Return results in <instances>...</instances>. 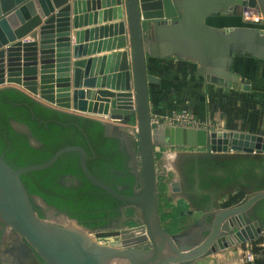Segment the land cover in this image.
Listing matches in <instances>:
<instances>
[{"label": "water", "instance_id": "water-1", "mask_svg": "<svg viewBox=\"0 0 264 264\" xmlns=\"http://www.w3.org/2000/svg\"><path fill=\"white\" fill-rule=\"evenodd\" d=\"M70 1L0 0V89L15 88L46 107L100 121L106 137L126 139L118 130H111L108 122L125 125L134 118L139 161L135 189L132 196H125L94 178L80 147L62 148L42 164L15 170L0 156L2 235L16 234L27 252L47 264H107L110 260L190 264L208 254L257 241L264 224L250 226L244 217L264 200V189L246 191L243 201L234 207H214L211 203L205 211V219L210 220L205 236L194 229L170 235L162 228L157 153L166 148H199L219 161L251 157L264 163V134L152 128L149 88L160 85L161 80L148 74L147 61H191L199 67L194 75L205 84L250 93V80L236 74L232 63L241 56L264 62V0H81L72 7ZM72 8L75 13L94 11L75 18L74 29L87 27V22H119L76 32L72 46ZM246 13L259 15L260 20L249 22ZM224 16L240 17L244 26L216 28L207 24L212 17ZM105 52L112 54L90 58ZM53 92L60 105L49 103ZM124 98L131 102L124 103ZM11 126L26 135L31 146L40 147L25 125L11 122ZM67 153L78 154L81 172L92 185L124 203L123 208H134L135 214L139 211L140 227L124 229L127 221L122 223L126 216L121 209L119 223L110 230L85 231L41 198L27 193L21 176L47 169ZM192 157L197 156L181 160ZM178 173L179 181L170 184L172 195L182 196L192 210H199L183 193L179 166ZM238 190L230 189L225 195ZM35 208L41 210L43 219ZM48 211L72 222L76 229L49 222ZM104 239L108 245L100 244Z\"/></svg>", "mask_w": 264, "mask_h": 264}, {"label": "trees", "instance_id": "trees-1", "mask_svg": "<svg viewBox=\"0 0 264 264\" xmlns=\"http://www.w3.org/2000/svg\"><path fill=\"white\" fill-rule=\"evenodd\" d=\"M237 22L238 26H244ZM249 60L251 70L254 64L261 63L253 58ZM149 71L164 81L174 82L172 84L177 95L183 92L192 94L194 98L190 107L193 114L197 109L196 103L207 98L199 80L185 86L172 68L161 70L150 67ZM253 74H258V71ZM209 95L208 105L222 114L225 129L261 133L264 95L221 89ZM11 122L25 125L40 147L31 146L28 137L15 131ZM71 146L84 150L86 167L94 178L122 195H133L136 178L128 167L130 157L125 143L120 138L106 137L105 127L100 121L46 107L15 88L0 89V156L12 169L42 164L60 149ZM182 166L185 180L183 193L199 209L208 203L209 197L204 193L211 190L264 189V163L259 159L240 157L218 161L189 158L183 161ZM21 181L30 196L41 198L46 205L75 221L85 231L105 229L110 222L117 220L120 210L125 206L84 177L77 153L64 154L47 169L21 176ZM243 199L244 194L238 193L226 202V206L240 203ZM35 210L39 218L43 219L41 210ZM180 214L181 211L175 210L161 218V222L168 221L166 232L170 235L181 231V228H177ZM244 218H247V222L264 224V200L257 202ZM254 253L258 257L252 264H264V251L259 253L255 248Z\"/></svg>", "mask_w": 264, "mask_h": 264}, {"label": "crops", "instance_id": "crops-1", "mask_svg": "<svg viewBox=\"0 0 264 264\" xmlns=\"http://www.w3.org/2000/svg\"><path fill=\"white\" fill-rule=\"evenodd\" d=\"M81 0H72L70 1V6L72 7L73 3L75 2H79ZM81 11H70V20H71V27H70V40H71V45L74 46L75 44V34L78 31H84V30H89L91 28H99V27H103V26H110L112 24H114L115 22H119V21H106V23H101V25L97 24V25H90L89 22H87V27H82V28H78V29H74L72 27V21L75 18H78L80 16H84V14L87 16L93 14L94 11H89L86 13H80ZM227 18L229 20H227L224 23L227 24H223L221 26L219 25H213V24H208L209 26H213L216 28H227V27H238V22L235 19H231L234 18L233 16H224L223 18ZM217 18H210L213 22L218 23ZM233 24H231V22H233ZM108 54H112V52H105V53H96L95 55H92L90 58H100L102 56H107ZM86 59V58H85ZM75 60L72 58V62H74ZM163 62V67L160 68V64ZM252 64H250V60L249 57L247 56H241V57H236L233 59V63H232V69L233 71L238 74L241 78L243 79H247L250 80V85H251V91L250 92H256L260 95H264V62H261L259 64H254L252 70L250 68ZM157 68V69H161V70H166L167 68H172L177 74H178V80L182 81L184 76L187 74H189L190 76V80L194 79L192 78V76L198 71V66L194 63H192L191 61H187V60H178L176 58H171V59H166V60H153V59H149L147 61V72L149 75L155 76L157 78H159L161 80V84L157 85V87L155 86H151L149 89V95L150 97L154 96L160 99L161 101V105L162 107L166 108V109H187L189 112H191V103L194 97L192 96V94L190 93H182L180 95H177L176 89L174 88L173 84L174 82H170L171 80H162V78L159 75H155L152 72L149 71V68ZM256 71H258V74L254 75L253 72L256 73ZM193 74V75H192ZM194 77V76H193ZM195 77H197L195 75ZM182 79V80H181ZM194 81V80H193ZM202 82V86L204 89V87H206V89H208V86H206V84H204L203 80H200ZM191 83V81H190ZM189 84V83H188ZM209 85V84H207ZM214 87V86H212ZM218 88V87H216ZM223 91H230L227 89H222L219 88ZM187 97L189 98V103H187ZM191 98V99H190ZM205 103L200 101L198 103H196V112L194 113L195 115L201 117V118H207L208 116H210V111L208 110V108L203 107ZM192 113V112H191ZM214 117H216V123H217V127H213V129L211 130H216V131H229L227 129H225L222 123V117L221 114L218 112L214 115ZM209 118V117H208ZM260 134H264V124L262 125L261 128V133ZM182 158V157H181ZM179 161V160H178ZM178 161L175 162V166L177 167L178 165ZM179 180V179H178ZM176 180V181H178ZM173 182V180H172ZM242 190V191H241ZM238 190V192L235 193H231L228 194L227 196H224V199L219 200L218 202V206L221 208H225V207H234L236 205H238L239 203H235V204H231L230 206H226V202L229 201L230 198L238 195V193H243L245 196V192L248 191L249 189H241ZM174 198L180 197L176 194H173ZM184 199V198H183ZM187 205V209L188 210H192L190 208V204L188 202H186ZM198 211H200L201 216L199 218H205V211H207V209L201 210L199 209ZM184 213V212H183ZM185 214V213H184ZM196 217V216H195ZM195 217H192V219H194ZM197 218L196 221L199 219ZM184 218H180L178 219V223L181 224L183 222ZM195 222V221H193ZM186 228V227H184Z\"/></svg>", "mask_w": 264, "mask_h": 264}, {"label": "rangeland", "instance_id": "rangeland-1", "mask_svg": "<svg viewBox=\"0 0 264 264\" xmlns=\"http://www.w3.org/2000/svg\"><path fill=\"white\" fill-rule=\"evenodd\" d=\"M234 19L236 21H239L241 24H243L242 19L240 17H234ZM245 19L249 22H255V21L257 22L260 20V16L256 15V14L246 13ZM217 21H218V23H215L211 19H209L207 21V24H213V25H219V26H221L223 24H227V23H224L227 21V19L223 18V17H219ZM233 23H234V21L231 22V24H233ZM162 65H163V62L159 65L160 68H162L164 66V65L163 66ZM206 86H208V89H206V87H204L203 93L206 94V96L208 94V96H207L206 100L202 101L205 103L203 105V107H205V105H206V107L210 111V116H209L210 122L212 123L213 127H217L216 126L217 125V123H216L217 118L214 117V115L216 113H218V111L214 110L215 109L214 107H213L214 109L209 107L207 99L211 96V95H209L210 92H212L214 90H219V88L212 87L210 84L209 85L206 84ZM191 100H193V99H191ZM123 102L127 104L128 102H131V100L129 98H124ZM221 117H222V114H221ZM221 120L223 123L222 126L225 127V122L223 120V117ZM108 124H109V127L111 130H115V129L117 130L121 127L122 129L125 130V132L127 131L126 132L127 134H130V140H134V139L136 140V135H135L136 121L134 118L128 119L127 123L125 124L126 126L123 124L111 123V122H108ZM164 152H165V149H164ZM170 152L171 153L172 152L173 153H182V152L183 153L184 152L192 153L193 151L190 149L186 150V149L176 148V149H172ZM194 152L204 154L205 150L196 149ZM161 153L156 154V172H157V175L160 177V184L158 185V203H159L160 218H163V216L170 214V213L174 212L175 210L181 211L179 218H184V220L180 224L179 227H181V229H182L186 226L193 225L195 223L193 221H196V219L201 216V213L198 210H188L187 205H186L187 201L185 199H183L182 196L174 198V196L172 195V193L170 191V186H169V184L172 182L173 178H172V175L168 171H166L167 169L165 167V163L163 162L164 158H163V161L161 159L162 158ZM183 153H182V155H183ZM181 157H183V156H181ZM181 159L182 158H180L179 161ZM122 211H123L124 215L126 216V217L122 218V223L127 221L126 223H124V226H125L124 229H129L130 226H140L141 222L139 220V211L138 210H136V214H135L134 208H122ZM192 217H195V218L192 219ZM62 219H64V218L56 217V218H50L49 221L53 222V224L62 226V227L67 228V229H69L68 225L70 224L72 227L71 229H73V230L76 229L74 227L73 223L70 221L68 222V225L65 226L66 224L63 222ZM128 219H130V220L128 221ZM161 225H162V228L166 231L168 228V221L166 222V220H165V222H162ZM117 240L118 239H112V241H117ZM108 242L109 241L106 239L101 240V243H103L104 245H108ZM243 250H244V245L234 247V248H229V249L223 250L221 252H217L216 254H208L207 256L203 257L202 259L197 260V261L190 263V264H242L240 262V259H241V254H242ZM30 255H31V257H34L40 264H47L46 262L37 258V256L35 257L31 253H30ZM6 256H7L6 258H8L7 259L8 262L6 261L5 264H13V263H11V261L15 260L13 254H10V253L7 254L6 253ZM13 262H15V261H13ZM16 263H18V261Z\"/></svg>", "mask_w": 264, "mask_h": 264}, {"label": "built area", "instance_id": "built-area-1", "mask_svg": "<svg viewBox=\"0 0 264 264\" xmlns=\"http://www.w3.org/2000/svg\"><path fill=\"white\" fill-rule=\"evenodd\" d=\"M186 100H187V103H189L188 97ZM149 114H150V125L154 129H158L160 127L204 128V129H210V130L213 129V125L210 122V118H208L209 116L207 118H204V117L201 118L189 112L185 108L166 109L162 107L161 101L159 98L154 97V96L150 97V95H149ZM129 144L131 146L130 153L132 156V161H133V166H134V171H135L134 173L137 175L139 174V161H138V155H137V150H136V140L134 139L133 141H129ZM172 149H176V148H166L165 152H164V149L163 151L161 150L162 153L159 152L162 154V158H161L162 161H163V158L165 157V154H171L170 151ZM180 149H186V150L190 149L193 151L192 153L182 152L184 156L202 155L201 153L194 152L196 149L202 150L199 148H180ZM157 181L159 185L160 177L158 175H157ZM224 196H227V195L224 194L220 198V200L224 199ZM255 248L259 250V253H262L264 251V227L261 230L260 237L257 241L244 244V250L241 254V259H240V262L242 264H252L254 262V260L258 257V255L254 253Z\"/></svg>", "mask_w": 264, "mask_h": 264}, {"label": "flooded vegetation", "instance_id": "flooded-vegetation-1", "mask_svg": "<svg viewBox=\"0 0 264 264\" xmlns=\"http://www.w3.org/2000/svg\"><path fill=\"white\" fill-rule=\"evenodd\" d=\"M264 26V24H263ZM193 75V74H192ZM194 76V77H193ZM192 80H190V76L189 74L186 73V75L184 76L182 82L183 84L186 86L188 83H191L193 82V80H201V78L199 77H195V75H193ZM124 143H125V147H126V151L130 157V160H129V163H128V167L130 168L131 172L134 174L135 176V171H134V166H133V161H132V156H131V146L129 144V140L127 139H124L123 140ZM207 153L208 152H205L204 154L202 155H199L197 157H192V158H208L210 160H215V159H211L210 157L207 156ZM186 159H189V158H186ZM185 159L179 161V167H180V170H181V175L183 176L184 172H183V169L184 167L182 166L183 165V161ZM219 161V160H218ZM195 177L197 178V174L195 175ZM184 184H185V180H184V176H183V186L182 188L184 187ZM135 189V183H134V186H133V191ZM230 189H233V188H222L221 190H211V191H208V192H205L204 194H206L208 197H209V201L208 203L205 205L204 208H202L201 210H209L210 206H211V203L213 204L214 207H217L218 206V202L220 200V198L227 192L229 191ZM251 190V189H250ZM213 201V202H212ZM195 207V206H194ZM199 209V208H198ZM42 213V212H41ZM121 218V210H120V215L119 217L117 218L116 221L114 222H110L108 227H106L105 229H101V230H110L111 228H113L114 225H116L117 223H119V220ZM247 218H244V221L250 225V226H254V223H256V221H246ZM209 219H205V218H199L197 221H195V223L193 225H190V226H186V228H182V230H186V229H194L193 232H199L201 233L203 236H205L207 234V231L208 230V227H209ZM162 224V222H161ZM180 224L178 223V227L177 228H181L179 227ZM140 226H130L129 229H136ZM1 225H0V239L2 240L0 242V264H5V262L7 261L8 262V258H6V253L7 254H13L15 260V262L11 261V263L13 264H26L25 262V259L26 258H30L31 259V255L30 253L31 252H27L26 251V248L24 246V244L22 242H20L19 240V237L16 236V234L14 233H5L4 232V236L2 235V229H1ZM1 235H2V238H1ZM18 239V240H17ZM13 247V248H12ZM18 261V263H16Z\"/></svg>", "mask_w": 264, "mask_h": 264}, {"label": "bare ground", "instance_id": "bare-ground-1", "mask_svg": "<svg viewBox=\"0 0 264 264\" xmlns=\"http://www.w3.org/2000/svg\"><path fill=\"white\" fill-rule=\"evenodd\" d=\"M52 94V95H51ZM50 96H52V101L50 100L49 103L51 104H56V105H60V101H58L56 98V92H53L51 93ZM127 140H130V134H127L125 132L124 129H122L121 127L119 129H117ZM134 137V136H133ZM130 141H133V140H130ZM181 156H184V154L182 155V153H171V154H166L165 157H164V163H165V167H166V171H168L171 175H172V178H173V181H176L179 179V173H178V166L176 167L175 166V162L178 161ZM179 181V180H178ZM180 196V195H178ZM48 215H49V219L50 218H56V217H53L52 216V213L48 211ZM62 218V217H61ZM63 222L66 224L65 226L68 225V220H66L65 218L62 219ZM51 222V221H49ZM53 223V222H51ZM69 229L70 230H73L71 229V225L69 224ZM139 235H142V234H139ZM20 242L23 243V241L19 238ZM24 244V243H23ZM101 245H104L103 243H100ZM25 262L26 264H40L34 257H31V259L29 258H26L25 259ZM107 264H134L132 261H128V260H110V261H107Z\"/></svg>", "mask_w": 264, "mask_h": 264}]
</instances>
